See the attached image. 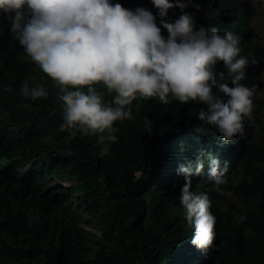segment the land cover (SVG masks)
Segmentation results:
<instances>
[{"label": "trees", "instance_id": "16d2710c", "mask_svg": "<svg viewBox=\"0 0 264 264\" xmlns=\"http://www.w3.org/2000/svg\"><path fill=\"white\" fill-rule=\"evenodd\" d=\"M110 2L151 11L167 38L152 0ZM196 2L199 10L186 11L194 15L197 30L217 27L221 34L242 38V54L249 60L242 83L254 88V110L244 121V133L226 144L199 118L207 111L202 102L165 105L138 98L131 105L133 118L115 123L118 139L103 157L96 137L78 133L68 140L60 130L57 86L15 39L10 14L0 12V264H264V144L253 135L262 111L257 95L264 86V46L253 26L254 4ZM181 15L179 7L172 8L167 21ZM215 70L225 71L223 62ZM25 80L30 86L45 84L48 97L22 96ZM111 99L105 95L106 102ZM146 119L152 122L150 132ZM208 153L229 171L221 186L224 195L206 176L193 177L192 191L209 195L217 218L214 244L205 251L191 243L195 231L184 218L185 177L179 167L203 154L206 173ZM229 193L254 206L226 210Z\"/></svg>", "mask_w": 264, "mask_h": 264}, {"label": "clouds", "instance_id": "9594fccd", "mask_svg": "<svg viewBox=\"0 0 264 264\" xmlns=\"http://www.w3.org/2000/svg\"><path fill=\"white\" fill-rule=\"evenodd\" d=\"M152 3L167 38L156 16L142 7L130 10L110 0H0V12L10 14L15 39L57 86L56 98L63 110L60 130L68 133V140L78 133L96 137L101 157L118 139L115 123L133 118L131 105L138 98H156L165 105L171 100L202 102L207 111H201L199 118L214 127L226 144L244 133L246 118L252 119L254 88L242 83L249 65L242 54V38L230 31L221 34L217 27L197 30L194 15L186 11L200 9L196 0ZM175 7L182 15L170 23L168 12ZM218 62H223L225 71L215 70ZM96 85H103L106 93ZM21 95L35 101L49 93L45 84L30 86L25 80ZM105 95L112 99L106 102ZM145 124L150 132L152 122L146 119ZM207 162L206 173L203 154L179 167L185 177L181 206L195 231L191 243L205 251L214 244L217 218L209 195L192 191L193 177L206 176L224 195L221 186L227 183L229 171L211 153Z\"/></svg>", "mask_w": 264, "mask_h": 264}, {"label": "rangeland", "instance_id": "374dc122", "mask_svg": "<svg viewBox=\"0 0 264 264\" xmlns=\"http://www.w3.org/2000/svg\"><path fill=\"white\" fill-rule=\"evenodd\" d=\"M255 9V16L253 19V26L257 33V40L264 46V0H252ZM263 84H264V74H263ZM257 98L260 100L261 104V114L259 115L260 123L255 127L253 131L254 138L261 144H264V86L262 90L258 92ZM235 182H238L240 178L236 176L233 177ZM70 181L65 180L63 184L66 186L70 185ZM254 204H250L241 197L237 196H227L224 203V208L232 212H243L252 208ZM96 229V228H92ZM97 233V231H95Z\"/></svg>", "mask_w": 264, "mask_h": 264}]
</instances>
